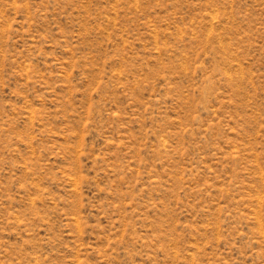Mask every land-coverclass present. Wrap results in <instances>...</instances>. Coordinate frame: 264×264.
<instances>
[{"label":"rangeland","instance_id":"1","mask_svg":"<svg viewBox=\"0 0 264 264\" xmlns=\"http://www.w3.org/2000/svg\"><path fill=\"white\" fill-rule=\"evenodd\" d=\"M0 264H264V0H0Z\"/></svg>","mask_w":264,"mask_h":264}]
</instances>
